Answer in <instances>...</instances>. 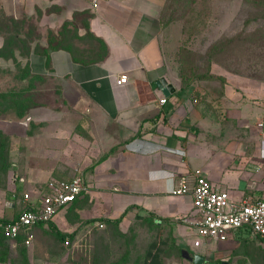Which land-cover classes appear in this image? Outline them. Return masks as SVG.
Masks as SVG:
<instances>
[{
	"label": "crops",
	"instance_id": "crops-1",
	"mask_svg": "<svg viewBox=\"0 0 264 264\" xmlns=\"http://www.w3.org/2000/svg\"><path fill=\"white\" fill-rule=\"evenodd\" d=\"M54 2L64 3L66 8L54 17L53 42L79 43L85 36L98 47L88 54L86 49L77 53L75 47L55 45L48 53L49 67L46 56L33 51L26 55L25 63L32 74L68 82L83 95L71 105L80 106L79 120L86 123V135L104 140L101 144L81 140L86 139L77 129L84 126L81 122L69 129L37 133L23 122H8L4 126L10 139L6 173L13 185L8 180L9 196L0 194V219L11 220L25 205L36 206L48 181L68 180L80 169L86 192L48 223L36 225L32 229L35 235L54 228L70 239L78 228L100 229L99 223L104 226V221L121 216L122 222L150 216L168 225L185 243V237L192 236L187 223L192 196L170 191L195 169L228 190L232 198L263 192L256 189L257 183L249 182L254 172L246 171L237 158L242 156L239 132L252 133L248 128L253 122L257 126L264 122V84H225L223 95L214 92L211 96L201 90L203 100H198L192 94L194 89L184 86L167 64L161 38V11L167 0ZM74 14L86 16L69 24L71 30L64 29L63 24L73 20ZM50 33L39 32L38 41L45 47ZM120 74L127 75V82L116 83ZM163 78L169 88L160 82ZM163 97L166 102L161 104ZM109 125L115 128L113 133ZM261 130L264 133V127ZM106 152L95 164L81 160L82 154L90 161V156ZM187 180L191 184V178ZM11 242L0 241V264L12 263L15 248ZM214 243L194 247L189 240L186 245L191 251Z\"/></svg>",
	"mask_w": 264,
	"mask_h": 264
},
{
	"label": "rangeland",
	"instance_id": "rangeland-1",
	"mask_svg": "<svg viewBox=\"0 0 264 264\" xmlns=\"http://www.w3.org/2000/svg\"><path fill=\"white\" fill-rule=\"evenodd\" d=\"M65 6L54 0H0V92L25 90L30 97L24 114L10 110L0 113L2 196H9L8 180L13 185L6 173L10 167V139L4 126L8 122H23L35 133L69 129L81 122L84 126L77 129L86 137L81 140L99 144L104 140L86 135L83 128L86 123L79 120L80 106L71 105L81 94L71 84L39 74H35L41 77L37 80L20 79L21 71L26 70L27 47L29 52H42L46 48L41 42L33 41L39 32L45 36L51 29L52 46L75 47L82 53L86 49L88 54L92 49V53L96 51L98 45L90 37L86 40L84 36L79 43L53 42L54 17L63 13ZM85 16L74 14L73 20L65 21L64 29L71 30L69 24L73 26ZM161 22L167 64L184 86L194 89L192 94L198 100H203L201 90L211 92V96L214 92L223 95L221 89L225 84L233 87L234 82L264 84V0H167L161 11ZM253 124L248 128L252 133L239 132L242 156L237 161L243 163L246 171L254 172V178L248 180L257 183L256 189L264 192V133L257 123ZM108 127L113 133L114 126ZM18 129H23V124ZM106 155L107 152L90 156V162L82 154L81 160L91 165ZM81 171L78 169L76 173ZM34 236L29 245L18 242L22 241L20 237L15 244L13 241L15 257L11 264H195L183 257V251L202 257L200 264H264V242L246 230L234 232L224 243L190 251L186 244L189 240L192 242L193 235L186 236L185 243L179 241L168 225L155 222L150 216L119 223L104 221L100 229L78 228L70 239L61 240L50 228ZM0 241L12 243L7 239L0 238Z\"/></svg>",
	"mask_w": 264,
	"mask_h": 264
},
{
	"label": "built area",
	"instance_id": "built-area-1",
	"mask_svg": "<svg viewBox=\"0 0 264 264\" xmlns=\"http://www.w3.org/2000/svg\"><path fill=\"white\" fill-rule=\"evenodd\" d=\"M93 1V0H92ZM126 74H120L117 84L127 82ZM163 104L166 98L160 100ZM262 129L264 122L258 123ZM191 178V184L188 183ZM87 190L83 176L78 173L68 180L52 179L46 184V192L40 195L36 206L25 205L11 220L0 219V236L16 241L21 235L23 244L34 239L32 229L48 223L61 209L70 205ZM173 195L190 193L192 208L187 219L193 235L192 245L198 247L206 242L222 243L236 231L246 230L264 242V192L249 198L235 199L226 189H221L202 174L200 169L182 178L179 185L170 191ZM24 199L29 195L25 193ZM102 228L103 224L99 223Z\"/></svg>",
	"mask_w": 264,
	"mask_h": 264
},
{
	"label": "trees",
	"instance_id": "trees-1",
	"mask_svg": "<svg viewBox=\"0 0 264 264\" xmlns=\"http://www.w3.org/2000/svg\"><path fill=\"white\" fill-rule=\"evenodd\" d=\"M35 30H36V28H35ZM39 38H40V35H39V37H37L33 41L39 43V41H38ZM15 44L16 43H14V47H13L14 49L13 50H15L17 48V46H15ZM29 49H30V47L28 46L26 51H25L26 55H28L30 53ZM42 49H43L42 52H36V53L46 56L47 67H49L48 53H49L50 49L51 50L53 49V46L50 45V43H48V47L42 48ZM12 55H13V52L11 53V56ZM25 65H26L25 66L26 70L21 71L22 74L20 76V79H30L31 78L30 79V81H31V80H37V79L41 78L38 75L32 74L28 68V65L26 63H25ZM29 100H30V97L25 93V90L16 91L14 89H11V90L2 91V92H0V113L1 112H8L10 110V111H12L18 115H22V114H24L25 110L29 107L28 105H30V103L28 102ZM121 218H122V216L118 219L111 220V222L119 223ZM53 231L56 233V235L61 240L69 239V236L67 237V235L61 233L59 230L53 228Z\"/></svg>",
	"mask_w": 264,
	"mask_h": 264
},
{
	"label": "water",
	"instance_id": "water-1",
	"mask_svg": "<svg viewBox=\"0 0 264 264\" xmlns=\"http://www.w3.org/2000/svg\"><path fill=\"white\" fill-rule=\"evenodd\" d=\"M160 82L165 85L166 87L165 88H169L170 85L166 83L165 79H160ZM183 257L185 258H190L189 255L187 254V252H183ZM221 264H227L226 262H222Z\"/></svg>",
	"mask_w": 264,
	"mask_h": 264
},
{
	"label": "flooded vegetation",
	"instance_id": "flooded-vegetation-1",
	"mask_svg": "<svg viewBox=\"0 0 264 264\" xmlns=\"http://www.w3.org/2000/svg\"><path fill=\"white\" fill-rule=\"evenodd\" d=\"M190 258H188V261H193V262H195V263H199V262H201V259H200V257L199 256H197V255H192V256H189Z\"/></svg>",
	"mask_w": 264,
	"mask_h": 264
}]
</instances>
